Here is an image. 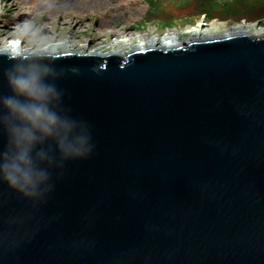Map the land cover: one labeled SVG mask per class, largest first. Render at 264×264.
<instances>
[{
  "label": "water",
  "instance_id": "1",
  "mask_svg": "<svg viewBox=\"0 0 264 264\" xmlns=\"http://www.w3.org/2000/svg\"><path fill=\"white\" fill-rule=\"evenodd\" d=\"M47 55L94 149L38 201L0 184V264H264V34Z\"/></svg>",
  "mask_w": 264,
  "mask_h": 264
},
{
  "label": "clouds",
  "instance_id": "2",
  "mask_svg": "<svg viewBox=\"0 0 264 264\" xmlns=\"http://www.w3.org/2000/svg\"><path fill=\"white\" fill-rule=\"evenodd\" d=\"M7 92L0 94V184L38 201L51 188V170L87 158L94 149L83 121L63 109L62 74L38 51L16 59L3 73Z\"/></svg>",
  "mask_w": 264,
  "mask_h": 264
},
{
  "label": "rangeland",
  "instance_id": "3",
  "mask_svg": "<svg viewBox=\"0 0 264 264\" xmlns=\"http://www.w3.org/2000/svg\"><path fill=\"white\" fill-rule=\"evenodd\" d=\"M153 1L165 2V12L175 16L173 28L162 29L158 22H144L149 11L146 0H0V47L18 31L14 39H19L26 49L46 45L52 38L59 44L66 42L72 52L87 54L106 52L115 40L119 42L117 48L127 52L139 43L137 37L175 33L184 42L197 29L212 38L241 24L249 27L250 34L264 30V9L257 8L256 15H245L238 22L207 21L202 17L188 24L184 19L193 12L189 8L180 13L170 6L172 0Z\"/></svg>",
  "mask_w": 264,
  "mask_h": 264
},
{
  "label": "trees",
  "instance_id": "4",
  "mask_svg": "<svg viewBox=\"0 0 264 264\" xmlns=\"http://www.w3.org/2000/svg\"><path fill=\"white\" fill-rule=\"evenodd\" d=\"M146 2L149 5V11L144 22H158V27L162 29L174 27L175 16H172L171 11L165 12L164 1L146 0ZM170 6L180 13L184 10L188 11V8L192 10L193 12L188 13L184 19L188 24L202 17L207 21L234 19L238 22L245 15H256L257 8L262 11L264 0H172Z\"/></svg>",
  "mask_w": 264,
  "mask_h": 264
},
{
  "label": "bare ground",
  "instance_id": "5",
  "mask_svg": "<svg viewBox=\"0 0 264 264\" xmlns=\"http://www.w3.org/2000/svg\"><path fill=\"white\" fill-rule=\"evenodd\" d=\"M22 31H25L24 29H22ZM20 31L12 33L11 38L9 40V43L6 44L3 47H0V52H5V54L8 55H15V56H22V55H29V54H34L38 51H43L46 54H59L62 52H72L70 50L71 46H68L66 42H64L63 44H59L56 41H53L52 38L48 39L46 42V45H40V46H36V47H32L29 49H26V46L21 45L19 43V39H14V37L19 34ZM237 33H246V34H250L249 32V27H246L245 25L241 24V25H237L235 27H232L229 32L227 34H237ZM262 34H264V30H259L256 31L255 33H251L252 36H261ZM142 37H137V39L139 40L137 45L132 46L129 50H136V49H143V48H147V47H169V46H174V45H179V44H183L188 42L190 39H203V38H212L211 36H209L207 33L205 32H200V29L195 30V32L191 35L190 39L188 41H184L181 42L180 39L178 38V35L175 33H167L164 36L161 37H157V36H152L150 38H143ZM119 42H117L116 40L111 43L108 48L110 50H107L106 52H99L96 50V52L93 53H87V54H118V55H125L126 52L124 50H120L117 48ZM59 46H61V49H59ZM74 53H78V52H74ZM84 52L81 51V53L79 52L78 54H83ZM86 54V53H85Z\"/></svg>",
  "mask_w": 264,
  "mask_h": 264
}]
</instances>
